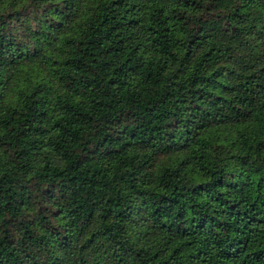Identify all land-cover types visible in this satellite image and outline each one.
<instances>
[{
    "label": "trees",
    "instance_id": "1",
    "mask_svg": "<svg viewBox=\"0 0 264 264\" xmlns=\"http://www.w3.org/2000/svg\"><path fill=\"white\" fill-rule=\"evenodd\" d=\"M0 264H264V0H0Z\"/></svg>",
    "mask_w": 264,
    "mask_h": 264
}]
</instances>
